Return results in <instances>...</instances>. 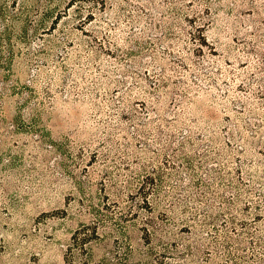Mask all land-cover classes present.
Returning <instances> with one entry per match:
<instances>
[{
	"label": "rangeland",
	"instance_id": "374dc122",
	"mask_svg": "<svg viewBox=\"0 0 264 264\" xmlns=\"http://www.w3.org/2000/svg\"><path fill=\"white\" fill-rule=\"evenodd\" d=\"M1 5L0 35L7 25L13 55L0 67V264H65L72 233L95 219L93 206L122 213L117 221L127 226L124 234L99 226L94 259L127 242L143 258L136 250L144 247L145 216L171 229L164 238L178 249L198 240L211 252L195 263L187 256V264H228L211 246L212 227L221 242L244 249L247 231L264 234V209L254 208L255 190L264 193V0ZM197 26L204 36L192 40ZM159 174L178 198L203 190L207 199L188 204L201 213L210 202L208 213L227 225H185L161 204L143 209L139 187H152ZM238 178L253 181L231 223L224 199L235 190L226 183Z\"/></svg>",
	"mask_w": 264,
	"mask_h": 264
},
{
	"label": "trees",
	"instance_id": "16d2710c",
	"mask_svg": "<svg viewBox=\"0 0 264 264\" xmlns=\"http://www.w3.org/2000/svg\"><path fill=\"white\" fill-rule=\"evenodd\" d=\"M72 1L75 2L77 0ZM5 16V6L1 5L0 18L6 19ZM23 21H25V18L22 17L21 22ZM188 22L191 23V21L189 20ZM201 28V26H197L192 32H189V36L192 40L204 36L201 32ZM22 32L24 34L22 33L21 37L25 38L26 35L23 28ZM9 35L10 29L6 25L3 27L2 33L0 35V67H2L3 69H5L6 66L10 67L13 55V47L10 45ZM3 43L6 44V53L2 52ZM260 153L264 155V152L260 151ZM201 157L207 159L209 155L204 152L201 154ZM238 173H241V167L239 168ZM248 175L251 176V173H248ZM147 178L149 179L150 177ZM149 180L151 181L150 183H152V187H147L146 189L141 190L143 183L139 187V190L143 193V196L141 198V201L144 203V206H142L143 209L151 212L150 209H153L154 205L161 204L162 206H165L171 213L179 214L176 215V219L179 221H184L185 225H189L187 224L188 220H191L195 224H200L202 226H206V224L213 223L214 221L215 223L219 221L218 224L220 226L227 225L226 221L222 219V215L219 214V217H221V219H219V217L215 218L213 215L208 213V208H211L210 202H208L203 207V212L201 213L196 211L198 206L196 207L188 204V202L190 201L199 203L203 202V199H207L204 192H202L203 190L194 192L190 196V198H178L176 196H173L172 193L164 191L163 187H165V184L161 174L158 175V178L153 179V181L152 178H150ZM196 180L197 186L198 188H200L202 183L198 181V177H196ZM227 180L228 183L226 184L234 188L235 190L232 195H228L224 199V202L230 212L229 222L233 223L235 220V215L233 214L232 210H234L239 201H241L240 198H242V196L244 195L243 193L247 191L249 192V188L252 187L251 183L253 180L250 178L247 181H242L241 178H238L239 185H234L235 182L231 179ZM240 184H242L243 186L241 187ZM205 186L208 188L209 185L205 184ZM148 190L150 191V193ZM255 192H257V196L260 199L259 201H257L258 204L255 205L254 208H256L257 210L264 209V193L262 194V192L259 190H255ZM147 193L149 194L148 196L146 195ZM208 200L210 201V199ZM249 204L250 202L244 201V213H248ZM102 210L103 207L96 208L93 206L92 211L95 214V219L91 223H82L77 229L74 230L70 237V242L68 243L64 253L65 264H174L166 260L167 257H171L169 256V254L172 253H175L176 255H178V257L182 258V261L176 262L175 264H187L186 261H184L187 256H190L189 261L195 263L192 258H194L195 261L198 260L197 258L200 257L201 252L207 254L205 256H208V259L211 258V252L208 251L209 249H204L205 244L199 242L198 240L196 244L186 243L184 245H181V249H178L179 246L176 239L171 238L165 240L164 238V236L172 235L173 231L169 228L163 230V226H160L158 223H156L150 216H145L144 219H142V223L139 227L141 229V232L143 233L142 239L144 242V247L142 249H139V251L136 250L138 256H142L143 258L135 259V250L132 248V245L127 242L124 243L125 246L124 248L122 247L123 249H121L120 244H118V246H116L117 248H115V251L110 257L102 255L100 256V258L94 259V251L91 244L92 242H96L101 239V236L98 233L99 226H104L107 222L112 223L115 226V231L119 234H124V231L127 228L126 225H122L121 223H119V221H117L118 218L119 220L124 219L122 213L121 215L116 217L115 215H108ZM129 214L130 216H133L136 213ZM163 214H165L163 220L164 222H175L172 216H169L167 213ZM256 216L261 215L256 214ZM137 217L138 215L135 216V218ZM240 226L243 228L247 227L246 223H241ZM212 228L214 233L210 236L211 246H213L215 254H220L221 252H224L226 254L229 259V262L227 261L228 264H264V234L259 235L258 232H254L251 230L247 231V234L249 236V247H247V249H244L240 247V245H231L228 241L225 240L221 242L219 237L220 229L218 227ZM231 230H234V226L232 225ZM157 234H160V237H157ZM161 234L163 235L161 236ZM236 235L238 234L236 233ZM153 238H157L155 242L153 241ZM236 240L237 242H240L241 240H243V238L238 235L236 236ZM116 243H118L117 239ZM201 259H203V257H201ZM197 263H199V261H197L196 264Z\"/></svg>",
	"mask_w": 264,
	"mask_h": 264
}]
</instances>
